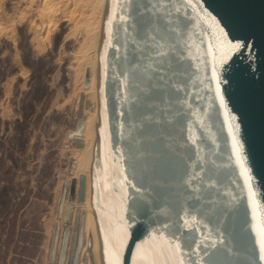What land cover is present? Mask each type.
<instances>
[{
    "label": "water",
    "instance_id": "water-1",
    "mask_svg": "<svg viewBox=\"0 0 264 264\" xmlns=\"http://www.w3.org/2000/svg\"><path fill=\"white\" fill-rule=\"evenodd\" d=\"M98 98L57 264H264V0H106Z\"/></svg>",
    "mask_w": 264,
    "mask_h": 264
},
{
    "label": "rangeland",
    "instance_id": "rangeland-1",
    "mask_svg": "<svg viewBox=\"0 0 264 264\" xmlns=\"http://www.w3.org/2000/svg\"><path fill=\"white\" fill-rule=\"evenodd\" d=\"M44 1L0 0V264L58 263L64 227L56 262H43L39 246L62 198L64 152L73 157L82 145H65L60 125L68 126L61 105L85 89L87 69L75 58L84 8L69 0L66 16L49 26L40 15ZM80 169L82 161L73 174Z\"/></svg>",
    "mask_w": 264,
    "mask_h": 264
},
{
    "label": "bare ground",
    "instance_id": "bare-ground-1",
    "mask_svg": "<svg viewBox=\"0 0 264 264\" xmlns=\"http://www.w3.org/2000/svg\"><path fill=\"white\" fill-rule=\"evenodd\" d=\"M77 6L84 8L83 25L85 29V37L78 51L75 53V58L83 68L90 71L89 86L84 90L76 89L66 99L64 105H61V110H67L68 126L60 125L63 129L64 136L67 142L65 145L76 144L78 141L81 148L72 155H66L64 152V163L61 172L58 175V189L62 192V198L57 199L53 213L50 215L51 221L45 231V242L39 247L43 250L41 259L45 263L57 261V248L60 246L62 230L64 227L63 217L65 206L68 204V193L73 178H79L80 174H86L88 178L87 200L85 204L76 206L81 208L83 213L87 215L86 225V241L90 243V247L85 252L91 259V181L93 176V155L95 148L96 129L98 125L99 115V98H98V60L100 55V38L103 20L105 16L106 0H71ZM69 0H57L55 5H50V0H45L43 3V11L40 12L42 21L49 24L58 21L59 18L66 16ZM84 95V99L81 97ZM88 105H93L92 111L87 110ZM69 131V132H68ZM68 132V133H67ZM62 133V134H63ZM70 144V145H69ZM75 146V145H74ZM73 147V146H72ZM71 158V159H70ZM82 161V170L77 175L73 174L72 168H76L77 164ZM59 250V249H58ZM29 257H36L35 253L29 252ZM92 264V263H91Z\"/></svg>",
    "mask_w": 264,
    "mask_h": 264
},
{
    "label": "built area",
    "instance_id": "built-area-1",
    "mask_svg": "<svg viewBox=\"0 0 264 264\" xmlns=\"http://www.w3.org/2000/svg\"><path fill=\"white\" fill-rule=\"evenodd\" d=\"M77 143H79V141H78ZM29 168H32V166H30ZM73 179H74V178H73ZM73 179H72V180H73ZM66 207H67V206H66ZM64 217H65V216H64Z\"/></svg>",
    "mask_w": 264,
    "mask_h": 264
},
{
    "label": "trees",
    "instance_id": "trees-1",
    "mask_svg": "<svg viewBox=\"0 0 264 264\" xmlns=\"http://www.w3.org/2000/svg\"><path fill=\"white\" fill-rule=\"evenodd\" d=\"M34 65H32L31 67H33Z\"/></svg>",
    "mask_w": 264,
    "mask_h": 264
}]
</instances>
